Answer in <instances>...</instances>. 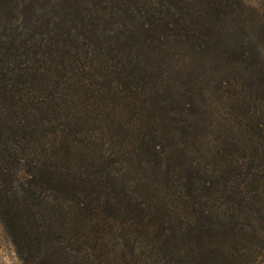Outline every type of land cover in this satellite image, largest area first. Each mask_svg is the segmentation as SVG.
Instances as JSON below:
<instances>
[{"label": "trees", "instance_id": "1", "mask_svg": "<svg viewBox=\"0 0 264 264\" xmlns=\"http://www.w3.org/2000/svg\"><path fill=\"white\" fill-rule=\"evenodd\" d=\"M255 12L0 0V233L19 264L264 261Z\"/></svg>", "mask_w": 264, "mask_h": 264}, {"label": "rangeland", "instance_id": "2", "mask_svg": "<svg viewBox=\"0 0 264 264\" xmlns=\"http://www.w3.org/2000/svg\"><path fill=\"white\" fill-rule=\"evenodd\" d=\"M250 3L253 5L255 9V13H252L256 18V23L258 26H263L264 28V0H250ZM250 36L252 37L253 43H257L261 45L264 43V36L258 32L257 29L255 31H250ZM0 264H19L16 259L12 249L6 243V241L1 237L0 233ZM260 264H264V261Z\"/></svg>", "mask_w": 264, "mask_h": 264}]
</instances>
